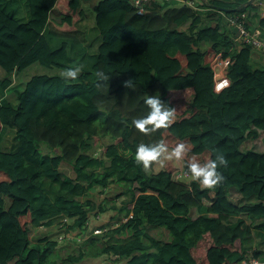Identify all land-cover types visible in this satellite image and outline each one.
Segmentation results:
<instances>
[{
	"label": "trees",
	"instance_id": "1",
	"mask_svg": "<svg viewBox=\"0 0 264 264\" xmlns=\"http://www.w3.org/2000/svg\"><path fill=\"white\" fill-rule=\"evenodd\" d=\"M65 1L0 0L5 72L0 80V264H50L59 243L46 236L34 244L32 228L56 227L67 217L71 222L61 232H85L91 217L117 210L89 200L92 191L112 185L131 196L126 221L93 235L68 261L108 256L115 264H241L252 254L264 262V253L247 246L256 239L264 244V151L242 149L264 131V66L253 62L259 51L235 41L224 17L245 14L254 27L258 0L233 13L226 9L248 0H208L202 6L206 10L197 13L153 3L145 15L137 13L132 0ZM83 4L91 6L93 37ZM22 5L28 9L26 21L18 17ZM206 17L209 26H203ZM256 27L264 39V17ZM219 53L231 60V84L216 93L210 62ZM34 64L58 69L57 74L34 75L23 90L16 88L14 105L7 97L13 77ZM76 66L82 70L75 80L58 74ZM129 79L132 86L126 88ZM188 90L193 92L189 117L147 136L133 126L149 112L148 96L175 107L170 93ZM7 129L16 131L12 151L1 146ZM96 137L118 143L97 157ZM161 139L169 149L183 142L188 151L181 161L154 164L145 172L135 163L136 147ZM217 154L228 164L218 169L225 179L215 188L177 178L189 174L191 158L203 163ZM63 164L75 177L61 173ZM231 189L247 203L235 204ZM146 227L165 228L169 239L152 236ZM125 235V242L119 240ZM207 237L209 247L197 259L194 251Z\"/></svg>",
	"mask_w": 264,
	"mask_h": 264
},
{
	"label": "rangeland",
	"instance_id": "2",
	"mask_svg": "<svg viewBox=\"0 0 264 264\" xmlns=\"http://www.w3.org/2000/svg\"><path fill=\"white\" fill-rule=\"evenodd\" d=\"M69 0L65 1V5H68ZM153 4V3H152ZM264 0H258V6L263 7ZM82 9L85 10L89 16L86 20V27L89 28V36L93 37V30H94V20L93 15H91L92 10L91 6L83 4ZM63 12H70L68 8H63ZM224 15V14H223ZM18 17L22 21H26L28 19V9L25 7V5H22V7L18 11ZM225 20L227 21L228 16L224 15ZM205 25L203 26H209L211 23V19L205 18ZM259 53V54H258ZM256 59L261 60V62H256V59H253L254 64L257 67L264 66V51L257 52L256 53ZM58 69H48L41 67L39 64H34L21 72L19 75H15L14 78V85L12 88L8 91L7 97L10 101L13 102L14 105H16V97L15 93L20 88L21 90L24 89L25 83L29 81L34 75H40V74H47V75H55L57 74ZM62 72H58V74H61ZM81 73V72H80ZM5 78V72L0 67V80ZM170 99L171 102L174 103L175 109H176V119L180 120L183 117H189L190 110H191V102L193 99V92L188 90L182 93H170ZM111 143H118V141L113 142L110 140L109 137L106 138H98L96 137L94 139V152L97 157H103L104 153L106 152L107 146ZM17 144L16 139V131L13 129H7L5 132L4 139L1 143V146L4 150L12 151L15 149ZM243 151L248 150H256L258 152L264 151V131L261 132V137L257 141H251L247 142L242 147ZM61 173L68 177H75L74 171L72 170V167L69 164H63L61 168ZM182 178V176H181ZM189 178H182L181 180H188ZM125 188L121 185H112L109 190L100 191L94 190L90 193L89 200H93L97 204H101L102 202L107 206V208H110L113 204L116 206L117 210H110L107 214L102 215L100 220H97L95 216L90 218L91 227L87 228L85 231V237L89 235V240L93 237V232L97 228H106L108 230H113L118 228L123 222L126 220V215L128 211L131 208V196L130 195H123V191ZM230 198L231 200L238 205L247 203L245 200H243L242 195L236 190L231 189L230 191ZM83 201V200H82ZM85 201V200H84ZM94 215V214H92ZM194 217H196V212L193 213ZM246 218V217H245ZM247 221L250 223L251 221L246 218ZM262 220L258 219L255 222V225L259 224ZM147 231L154 237L158 239L168 240L169 235L165 228H153L149 227L147 228ZM63 232H61L60 227H45L42 229H32L31 230V238L34 244L36 242H40V240L46 236H50L52 240L59 241V237ZM103 234H106L104 232ZM103 234L97 235L102 236ZM129 237L125 235L124 237H121L119 240H124V242ZM40 239V240H39ZM88 239L86 241H82L80 243L72 242L70 240H65L63 242H58L59 246L57 247L56 251L51 253L50 255V264H114L110 261L108 256H102L99 258H92V259H85L82 262L79 263H73L72 261H68V258L73 257L77 258L79 256V253L81 251V248H83L86 243L89 241ZM257 242L259 240L256 239ZM255 240L248 243L247 246H252V248H256L258 251L264 253V244H258ZM209 247V238H205L203 244H200L195 251L194 256L198 258H203L205 255V251ZM235 248L239 250L241 248V245L239 243L236 244ZM119 264H127L126 261H122Z\"/></svg>",
	"mask_w": 264,
	"mask_h": 264
},
{
	"label": "clouds",
	"instance_id": "3",
	"mask_svg": "<svg viewBox=\"0 0 264 264\" xmlns=\"http://www.w3.org/2000/svg\"><path fill=\"white\" fill-rule=\"evenodd\" d=\"M81 70L80 66L66 68L61 73V77L65 80H75L78 78ZM96 75L102 80L108 79V77H106L103 73H96ZM131 86V79L124 81V87L130 88ZM225 86H227V81L220 84L217 91L221 90ZM145 104L149 108L147 115L132 121L133 126L140 133L147 136L160 129H167L171 127L176 119V109L174 107L166 106V103L162 101L160 97L154 95L148 96L145 99ZM187 151L188 148L183 142L177 143L174 147L169 149L166 142L161 139L160 141L151 144L140 143L136 147L134 159L137 165H142L145 172H150L154 164L164 167L166 161L183 160ZM227 164L228 161L223 154H217L215 159L207 160L203 163L193 157L187 162V172L191 175L189 179L192 178L195 182H198L202 188H215L225 179L222 172L218 169L221 167H227ZM250 257L254 256L251 254Z\"/></svg>",
	"mask_w": 264,
	"mask_h": 264
},
{
	"label": "built area",
	"instance_id": "4",
	"mask_svg": "<svg viewBox=\"0 0 264 264\" xmlns=\"http://www.w3.org/2000/svg\"><path fill=\"white\" fill-rule=\"evenodd\" d=\"M134 8L137 10L139 15H145L148 11V6L152 3H160V4H168L172 6H187L194 10L196 13L205 11L206 9L202 8L203 4H207L206 0H132ZM264 17V9L262 10ZM227 23L229 25V29L234 30L236 32L235 41L239 43H244L248 46H251L256 51L264 50V39L262 36V30L256 26L249 27L247 25V16L245 14L239 15H229L227 19ZM231 65L230 58H226L223 54H217L212 61L210 62V67L213 71L214 75V91L216 93H221L225 89H227L231 82L228 78V71ZM224 81H227V86L223 87L221 90L217 91V88ZM189 178L190 175L186 173H178L177 178L181 180L182 178ZM97 220L101 219V216H97ZM70 219L67 217L62 218L58 224L56 225L60 227L61 230L68 228L70 224ZM91 227V222L87 223V228ZM104 232H107L106 228H97L94 230V235H100ZM85 232L73 233V231L62 233L59 237V242H63L65 240L74 241L76 243H80L82 241H86L89 239L88 236H84ZM241 264H264V262L260 259L249 257L245 259Z\"/></svg>",
	"mask_w": 264,
	"mask_h": 264
},
{
	"label": "water",
	"instance_id": "5",
	"mask_svg": "<svg viewBox=\"0 0 264 264\" xmlns=\"http://www.w3.org/2000/svg\"><path fill=\"white\" fill-rule=\"evenodd\" d=\"M212 1H220V0H212ZM257 0H248L245 4L241 5L239 8L236 9H226L228 13H233V12H240L243 8H247L251 5H253Z\"/></svg>",
	"mask_w": 264,
	"mask_h": 264
},
{
	"label": "crops",
	"instance_id": "6",
	"mask_svg": "<svg viewBox=\"0 0 264 264\" xmlns=\"http://www.w3.org/2000/svg\"><path fill=\"white\" fill-rule=\"evenodd\" d=\"M263 9H264V5H263V7H260V9H259V12H260L259 14H260V16L254 19V24H255V26H257V23L259 22L260 18L263 17V13H262V10H263ZM262 51H264V50H262ZM262 51H259V52H262ZM258 54H259V53H258ZM256 55H257V54H256ZM256 55H255V57H254L255 59L257 58ZM254 58H253V59H254ZM256 62H261V60L256 59ZM42 228H44V227H41V228H38V229H42ZM32 229L34 230V229H36V228H32ZM168 235H169V234H168ZM114 264H115V263H114ZM117 264H119V263H117Z\"/></svg>",
	"mask_w": 264,
	"mask_h": 264
},
{
	"label": "flooded vegetation",
	"instance_id": "7",
	"mask_svg": "<svg viewBox=\"0 0 264 264\" xmlns=\"http://www.w3.org/2000/svg\"><path fill=\"white\" fill-rule=\"evenodd\" d=\"M221 1V0H220Z\"/></svg>",
	"mask_w": 264,
	"mask_h": 264
}]
</instances>
